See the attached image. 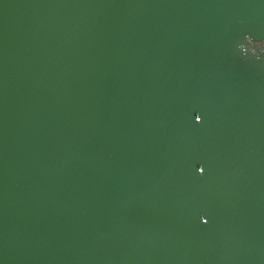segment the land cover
<instances>
[{
	"label": "water",
	"instance_id": "95a60500",
	"mask_svg": "<svg viewBox=\"0 0 264 264\" xmlns=\"http://www.w3.org/2000/svg\"><path fill=\"white\" fill-rule=\"evenodd\" d=\"M264 0H0V264H264Z\"/></svg>",
	"mask_w": 264,
	"mask_h": 264
},
{
	"label": "clouds",
	"instance_id": "9594fccd",
	"mask_svg": "<svg viewBox=\"0 0 264 264\" xmlns=\"http://www.w3.org/2000/svg\"><path fill=\"white\" fill-rule=\"evenodd\" d=\"M242 56L260 59L264 55V41L254 40L250 35H245L244 40L237 45Z\"/></svg>",
	"mask_w": 264,
	"mask_h": 264
}]
</instances>
